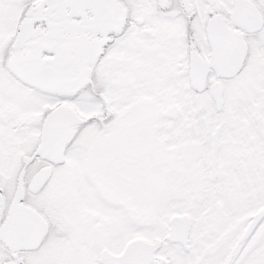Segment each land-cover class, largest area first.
<instances>
[{
    "label": "snow or ice",
    "instance_id": "obj_1",
    "mask_svg": "<svg viewBox=\"0 0 264 264\" xmlns=\"http://www.w3.org/2000/svg\"><path fill=\"white\" fill-rule=\"evenodd\" d=\"M0 264H264V0H0Z\"/></svg>",
    "mask_w": 264,
    "mask_h": 264
}]
</instances>
